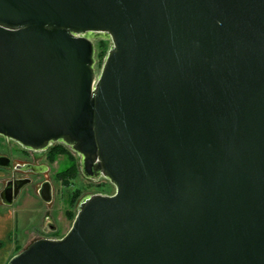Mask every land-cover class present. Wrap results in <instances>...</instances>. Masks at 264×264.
Wrapping results in <instances>:
<instances>
[{"label": "water", "instance_id": "95a60500", "mask_svg": "<svg viewBox=\"0 0 264 264\" xmlns=\"http://www.w3.org/2000/svg\"><path fill=\"white\" fill-rule=\"evenodd\" d=\"M0 136L116 188L8 264H264V0H0Z\"/></svg>", "mask_w": 264, "mask_h": 264}, {"label": "rangeland", "instance_id": "374dc122", "mask_svg": "<svg viewBox=\"0 0 264 264\" xmlns=\"http://www.w3.org/2000/svg\"><path fill=\"white\" fill-rule=\"evenodd\" d=\"M100 37L95 38L96 43V73L97 76L100 75L104 60H100L98 54L100 53L99 42ZM105 40V39H104ZM107 41V54L112 45L110 40ZM107 56V55H106ZM17 143L13 140H9L5 137L0 136V153L7 152L12 153V147L16 146ZM64 148L68 149V147L64 146ZM70 151V150H69ZM71 152V151H70ZM72 155L77 159L79 156L75 152H71ZM66 158L61 156L59 157V161L53 165H50V171L47 173V178L52 186V203L48 204L41 198L31 199L30 197H25L23 199H17L12 206H8L2 202L0 197V206L5 210V208L11 210L16 218L17 223V231L13 233L16 235L17 241L15 245H19L22 247V250L27 248L34 240L42 237L45 234L36 232L41 226L43 227L44 219L50 217L54 225L58 226L61 230L59 237L65 236L70 230L73 221L67 215V212L74 211L75 215L78 212V205L80 201L94 194H104V195H113L116 192L115 186L108 179H101L100 181L86 179L83 175H80L72 182L70 187H66L63 183H61L55 176L60 170L65 169L70 165V163L64 162ZM64 162V164H63ZM41 163V161H39ZM66 163V164H65ZM66 166V167H65ZM2 170L0 169V191L3 188L4 180L7 178L9 174L6 173V176H3ZM9 173V172H8ZM44 180V176H39L37 180ZM81 190L82 196L79 199L77 205L72 210L69 205V201L71 200L72 195ZM8 211V210H7ZM47 236V235H46ZM51 237V235H49ZM16 246V247H17ZM16 252V251H15Z\"/></svg>", "mask_w": 264, "mask_h": 264}, {"label": "flooded vegetation", "instance_id": "af4514ba", "mask_svg": "<svg viewBox=\"0 0 264 264\" xmlns=\"http://www.w3.org/2000/svg\"><path fill=\"white\" fill-rule=\"evenodd\" d=\"M58 145H64V144L52 143L50 147L45 151H34L32 149L24 148L19 143H17L16 146L12 147V151H13L12 153H7V152L0 153V156L9 158L10 160L8 161L10 166L0 167V169L3 172L2 174H4L3 176H6V173L9 174L7 178L4 180L3 188L0 191V197H1L2 202H4L2 198V194L5 193V191L8 192L9 190L13 192L16 189V186L20 187L21 182L24 180L27 181V183L21 187V189L19 190L18 196L13 201V204L15 203L17 199H20V198L23 199L24 197L25 199L27 197H30L31 199H34V198L42 199L40 192L42 190L43 185L49 182L47 178V173H49L50 171L49 167L50 165H53L59 161L58 159L55 162H51V154L54 152L55 148ZM62 156L65 157V155H62ZM39 161H41V163H39ZM76 163L79 167L78 177L80 175H83L86 179H88L82 172L80 156L76 159ZM57 174L55 177L58 179ZM39 176H44V180L42 179L37 180ZM91 180H94V179H91ZM97 181H100V179ZM60 182L62 183V181ZM7 196L8 194H5L6 199H7ZM51 203L52 201L48 204H51ZM49 219L50 217H47L46 219H44L43 227L41 226V228L38 231L36 230V232L40 231V233L45 234V236L43 235L42 237L38 239L60 238L59 235L61 233V230L59 229L58 226L54 225V223ZM49 235H51V237H49Z\"/></svg>", "mask_w": 264, "mask_h": 264}, {"label": "trees", "instance_id": "16d2710c", "mask_svg": "<svg viewBox=\"0 0 264 264\" xmlns=\"http://www.w3.org/2000/svg\"><path fill=\"white\" fill-rule=\"evenodd\" d=\"M99 49L100 53L98 54L99 59L102 61L107 55V41L106 40H100L99 42ZM62 155H65L66 158V163H70L68 167L60 171L57 176L58 180L62 181V183L66 187H70L72 185V182L78 177V165L76 163V158L72 155V153L69 151V149L64 148V145H58L54 152L51 154V162H55L56 160L59 159ZM65 163V164H66ZM82 196L81 190L76 191L72 197L71 200L69 201V205L71 206V209L73 210L75 206L77 205L79 199ZM67 215L70 219L74 220L76 215L74 211H69L67 212ZM22 250V247L19 245L16 247V253L20 252Z\"/></svg>", "mask_w": 264, "mask_h": 264}, {"label": "crops", "instance_id": "0c3cea01", "mask_svg": "<svg viewBox=\"0 0 264 264\" xmlns=\"http://www.w3.org/2000/svg\"><path fill=\"white\" fill-rule=\"evenodd\" d=\"M16 222L13 212L0 206V264H8L16 253L17 239L16 235H13L17 231Z\"/></svg>", "mask_w": 264, "mask_h": 264}]
</instances>
